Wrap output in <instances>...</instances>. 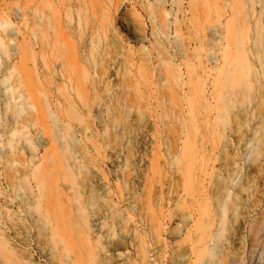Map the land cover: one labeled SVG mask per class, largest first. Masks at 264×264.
<instances>
[{
    "label": "bare ground",
    "instance_id": "bare-ground-1",
    "mask_svg": "<svg viewBox=\"0 0 264 264\" xmlns=\"http://www.w3.org/2000/svg\"><path fill=\"white\" fill-rule=\"evenodd\" d=\"M152 1L153 34L173 40L187 59L181 24L164 10L166 0ZM233 3L224 35L218 28L209 30L222 40L219 101L224 125L228 107L243 93L229 91L225 80V68L235 55L232 44L240 45L234 24L241 3ZM123 8L120 23L130 40L142 45V59L147 66L154 57L159 62L144 45L147 29L132 1ZM21 11L15 9L17 19ZM24 22L25 47L18 46L19 31L11 21L4 22L0 36V176L10 179L14 193L12 199L0 194V238L8 240L7 228L12 230L9 246L21 264H35L29 250L32 239L52 264H155L164 251L163 210L174 207L169 214L179 225L168 233L184 240L200 231L204 218L203 195L189 187L192 183L204 191V183L197 185L193 174L207 172L208 165L204 160L200 167L198 141L179 123L185 102L173 108L145 100L139 88L147 80L145 71L126 52L98 0H27ZM18 51L24 54L19 67L12 63ZM208 58L220 61L215 54ZM174 74L180 98L183 73ZM157 80L168 97L170 78L158 71ZM233 138L226 128L217 136L222 156ZM236 140L240 150L244 139ZM253 142H258L256 136L247 144ZM247 155L252 157L248 178L257 170L258 182L264 184V148ZM231 166L233 184L240 187L242 160ZM251 196L247 213L239 199L235 202L236 229L240 235L247 226L255 247L264 243V192L255 188ZM229 198L228 193L221 202L215 239L223 234ZM192 200L195 214L187 209ZM195 253L189 264L204 251Z\"/></svg>",
    "mask_w": 264,
    "mask_h": 264
},
{
    "label": "rangeland",
    "instance_id": "rangeland-1",
    "mask_svg": "<svg viewBox=\"0 0 264 264\" xmlns=\"http://www.w3.org/2000/svg\"><path fill=\"white\" fill-rule=\"evenodd\" d=\"M101 10L112 20L117 35L122 39L126 52L132 54L138 67H143L147 80H141L139 88L144 92L145 100L153 105H167L173 108L181 107L185 102L186 113L182 122L192 138L198 141L202 154L198 156L202 162L205 160L208 171L202 173L196 171L195 183H204L205 189L199 192L191 183L190 191L202 194L204 205V218L200 225V231L193 232L184 240L171 235L169 229L179 225L172 219L170 210H163L165 226L162 232L164 251L158 254L155 264H189L191 257H196V251L203 249L198 259L192 264H204L210 260L211 264H264V243L252 246L247 226L240 229V235L236 229L235 202L240 200L244 212L247 213V205L252 201L251 191L260 188L264 192V184L258 182L260 174L257 170L251 171V179L248 178L247 166L252 157L247 155L248 150L257 151L264 148V0H239L241 3L234 30L239 36L240 45H233L234 58L230 61L225 72V80L231 89L242 91L240 96H235V101L228 107V117L224 125L221 117L222 104L219 98L220 80L223 78L222 68V40L212 36L209 30L218 28V34L224 35V27L234 13V0H166L164 8L172 13V21L181 24V36L184 40L188 58L183 59L176 49L173 40L166 42L163 37H156L152 31L151 11L152 0H131L137 13L142 17L147 29L149 40L144 43L146 49L153 55H158L160 61L153 58L150 66L142 59L140 44H134L120 23L124 15V6L128 0H98ZM224 2H231L225 5ZM27 0H0V36L3 35V24L11 21L19 31L17 44L20 47L27 45L26 26L24 12ZM20 8V19L15 16V9ZM163 11V10H162ZM159 12V11H158ZM159 42V43H158ZM215 54L219 62H210L208 55ZM23 51L16 52L12 63L21 66L24 59ZM167 62V63H166ZM180 70L184 78V90L181 97L177 98L175 71ZM162 71L170 78L171 94L167 97L164 92L163 82L157 80V72ZM170 75V76H169ZM151 90L152 96L148 97ZM229 95V94H228ZM234 133L233 142L224 156L217 147V136L224 129ZM258 142L254 145L247 141L254 138ZM236 138L244 139L242 147L237 148ZM255 146V147H254ZM242 160L243 172L237 178L240 187L234 186V172L231 171V163ZM1 168V167H0ZM207 174L206 176H203ZM10 179L4 174L0 176V194L12 199L13 190ZM222 187V188H220ZM242 190V193H239ZM229 193V204L226 211V222L223 226V234L215 239L214 234L220 226L221 202ZM259 205H263L258 203ZM0 201V210H2ZM261 208V207H260ZM188 211L195 214L193 200L188 203ZM191 226L187 227V230ZM167 230V231H166ZM9 238H0V264H21L15 258L10 249L11 232ZM14 241H17L14 238ZM22 246L21 243L17 241ZM29 250L35 264H52L45 254L35 247V240L29 242ZM203 256V257H202Z\"/></svg>",
    "mask_w": 264,
    "mask_h": 264
}]
</instances>
